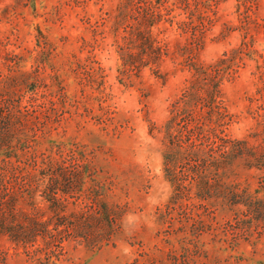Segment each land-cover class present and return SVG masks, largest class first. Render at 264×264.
<instances>
[{
	"label": "rangeland",
	"instance_id": "374dc122",
	"mask_svg": "<svg viewBox=\"0 0 264 264\" xmlns=\"http://www.w3.org/2000/svg\"><path fill=\"white\" fill-rule=\"evenodd\" d=\"M263 75L264 0H0V96L22 114L0 137V179L18 202L0 264L264 263V222L242 230L200 208L205 223L184 227L188 207L161 219L184 87L195 76L205 95L220 80L227 134L243 140ZM191 113L181 106L176 127L192 126ZM246 175L244 198L264 200V176ZM34 209L50 232L24 227L20 211Z\"/></svg>",
	"mask_w": 264,
	"mask_h": 264
},
{
	"label": "trees",
	"instance_id": "16d2710c",
	"mask_svg": "<svg viewBox=\"0 0 264 264\" xmlns=\"http://www.w3.org/2000/svg\"><path fill=\"white\" fill-rule=\"evenodd\" d=\"M155 51L160 55V48H155ZM218 67L219 65H210L204 68L203 72L211 74ZM234 73H231V77ZM197 81V77L193 76L184 87L180 98L172 105L168 123L169 152L164 157V169L169 175L173 193L165 206V211L161 213V219H165L172 210H185L188 207L190 214L187 221L182 224L184 227L188 221L205 223L200 208L210 212L211 220L216 219L215 213L218 210L225 213V216H228V219L224 220L226 226H232L233 222L238 220L242 223V230L246 229V223L251 224L256 221L260 224L264 222V200L244 198L246 191L238 180L244 174H247V177L264 176V75L260 78L261 82L256 92L247 98L244 117L250 119L251 126L243 140L232 139L227 134L232 116L226 110L223 101L217 99L220 95V80H213V88L208 86L205 95H200L194 87ZM9 100L12 103H9ZM188 104L192 108L193 123L182 131L180 127H176L179 109L181 106L187 107ZM19 110V106L15 105L12 98L0 96L2 143L8 142L10 137L7 131H10L17 119L21 118L22 114ZM186 175L190 177H188L190 179L188 185L180 182V178ZM10 186L9 181L0 179L2 235L12 234L13 223L6 222V219L12 217L14 220L15 213H18V202ZM20 212L25 219V228L44 229L50 232L49 223L43 212L35 214V209L34 214L31 215L29 213L27 215L24 211ZM61 212L60 210L54 213L59 215ZM240 216H245L249 220L241 221ZM19 241L24 242L23 239ZM237 260L246 259L239 257ZM256 264L264 263L256 262Z\"/></svg>",
	"mask_w": 264,
	"mask_h": 264
}]
</instances>
